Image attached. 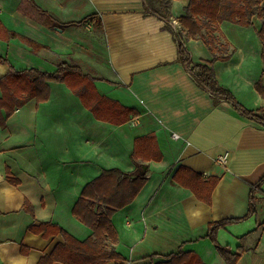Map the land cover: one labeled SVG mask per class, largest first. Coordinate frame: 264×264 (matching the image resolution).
<instances>
[{"label": "crops", "instance_id": "crops-1", "mask_svg": "<svg viewBox=\"0 0 264 264\" xmlns=\"http://www.w3.org/2000/svg\"><path fill=\"white\" fill-rule=\"evenodd\" d=\"M188 2L173 1L175 18ZM144 10L143 0H0V55L9 60L0 61V78L12 67L53 72L65 59L97 75L101 94L140 112L120 125L98 119L66 83L54 81L49 99L16 109L0 128V264H37L64 241L61 234L45 238L29 230L33 223L59 224L79 239L91 236L73 208L85 185L112 168L147 173L135 200L113 216L124 264H149L181 250L206 264H227L208 224L249 212L252 187L264 177V126L226 100L214 104L179 60L166 22ZM261 25L257 16L250 26L224 21L233 52L215 61L219 81L250 109L264 107L257 89L258 82L264 85ZM14 33L42 47L35 51ZM187 44L194 60H213L203 39ZM151 132L163 159L134 163L136 137ZM180 166L220 177L211 204L174 179ZM257 196L255 214L217 233L231 251L243 248L238 264H264V183ZM26 199L34 218L23 209Z\"/></svg>", "mask_w": 264, "mask_h": 264}, {"label": "trees", "instance_id": "trees-1", "mask_svg": "<svg viewBox=\"0 0 264 264\" xmlns=\"http://www.w3.org/2000/svg\"><path fill=\"white\" fill-rule=\"evenodd\" d=\"M174 0H143L144 15L156 16L166 22L177 42L179 60L191 73L199 86L208 91L214 104L221 100L230 102L243 116L253 119L264 126V107L250 109L242 104L237 97L226 88L217 78L215 61L228 59L233 52L231 43L225 37L221 24L230 21L243 26L253 24V18L262 21L258 35L262 42V59L264 62V0H189L184 15L177 18L171 11ZM92 17V16H91ZM87 17L73 24H83ZM177 19L180 26L175 25ZM98 27L103 29V22L98 21ZM33 50L37 51L41 44L18 33ZM191 38H201L214 54L213 60L193 59L187 42ZM0 61L8 62L0 55ZM98 76L85 71L78 63L60 60L53 72L42 71L38 68L18 70L14 67L0 78V128L5 126L7 119L17 108L24 106L30 100L36 99L37 104L49 99L51 94L50 82L66 83L82 100L83 104L96 118L123 124L137 117L140 112L126 106L118 100L111 99L99 92L95 81ZM257 89L264 96V85L257 83ZM164 157L156 133H148L136 137L131 154L134 163L161 161ZM9 177V181L18 184L17 178ZM174 179L186 188L192 190L204 202L212 203V194L219 183L220 177H204L190 167L180 166L174 174ZM147 183V173L126 172L119 168L105 169L102 174L85 185L81 197L76 202L73 213L93 233L86 239H79L67 232L62 226L53 222L31 224L29 230L42 234L45 238L53 235H63L64 241L59 242L50 254L43 256L37 264H124V257L117 249L119 232L113 222L117 210L131 204ZM264 177L251 190L250 208L247 215L238 218H227L211 221L208 224V236L216 246L227 264H238L240 252H233L223 246L218 239V230L229 223L246 219L257 212L258 192L262 191ZM23 209L34 218V208L26 199ZM260 226V224H259ZM29 247L22 246V252L27 253ZM158 255H151L152 258ZM149 264H206L201 257L192 251H177L162 259L153 260Z\"/></svg>", "mask_w": 264, "mask_h": 264}, {"label": "built area", "instance_id": "built-area-1", "mask_svg": "<svg viewBox=\"0 0 264 264\" xmlns=\"http://www.w3.org/2000/svg\"><path fill=\"white\" fill-rule=\"evenodd\" d=\"M174 23H176V24H177L178 22H177L176 20H174Z\"/></svg>", "mask_w": 264, "mask_h": 264}]
</instances>
